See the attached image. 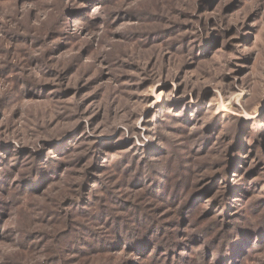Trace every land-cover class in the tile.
I'll list each match as a JSON object with an SVG mask.
<instances>
[{
  "label": "rangeland",
  "instance_id": "374dc122",
  "mask_svg": "<svg viewBox=\"0 0 264 264\" xmlns=\"http://www.w3.org/2000/svg\"><path fill=\"white\" fill-rule=\"evenodd\" d=\"M0 163V264H264V0H0Z\"/></svg>",
  "mask_w": 264,
  "mask_h": 264
},
{
  "label": "trees",
  "instance_id": "16d2710c",
  "mask_svg": "<svg viewBox=\"0 0 264 264\" xmlns=\"http://www.w3.org/2000/svg\"><path fill=\"white\" fill-rule=\"evenodd\" d=\"M234 147V149H233V151L235 152V154L237 153L238 154V151H235V146H233ZM236 150H241V149H236ZM143 153V152H142ZM240 153V152H239ZM143 154H146L147 155V153H143ZM238 159V156L236 157V160ZM242 163L244 164V166H246L247 164L242 160ZM1 164L2 163H0V168H1ZM232 166V165H231ZM231 166H229V168L231 167ZM4 172V169H0V172ZM46 172V170L44 169V168H37L36 169V174L37 175H34V177H33V181H35L38 177H42L43 175H42V173H45ZM3 174H5V172L4 173H1V181H2V179H3V177H2V175ZM7 174V173H6ZM215 180V179H214ZM214 180H212L211 181V183L214 181ZM215 182V181H214ZM159 186L161 187V192H162V195H165L166 194V189H165V186H166V182H162V183H160L159 184ZM228 194V193H227ZM261 202H262V200L261 201H259L258 202V205H259V207L260 206H262V204H261ZM92 205V204H91ZM93 205H95V203L93 204ZM227 205V204H226ZM259 207H257L253 212H257V215L253 218L250 214H248L247 216H245L244 217V222H246V228L248 229V227H250L249 226V222H250V224L252 225V224H254V223H260L262 220H258V215H260V214H258V210H259ZM123 222H126V221H123ZM134 222H137V223H140V224H144V228L142 229V236H143V238L142 239H140V240H138V238L135 236V233H134V226H130V225H126V223H115L116 225H115V227L117 226H119V228L117 229L119 232H118V240H120V241H123V242H125L126 240L127 241H131V239H133V241L134 242H138V241H143V242H146V244H148L147 245V247L148 246H150L151 245V243L153 242V240H158V238H159V234L157 233V229L156 228H153V225L151 224V223H148V222H144L143 223V221L142 220H136V221H134ZM134 224V223H133ZM225 226H228V224L227 223H225ZM116 227V228H117ZM140 230V229H139ZM138 230V231H139ZM239 232H240V237L238 236V235H234V236H228L227 235V233H225L224 235H222V237H219V241H220V243L217 245V246H214V253H217L218 255L220 254V253H222L221 251H222V249H223V247H224V244H226V241H228L229 242V245H228V250H227V254L226 255H228V256H231V254H233V256L232 257H236L237 256V254H236V256H234L235 255V253L237 252V251H239L240 250V245H242L240 242L239 243H231L230 244V242L232 241V240H239L238 238H241L242 236H243V234H242V232L241 231H244L245 229L243 228V229H241V231L239 230V229H237ZM250 230V229H249ZM250 233V232H249ZM253 235V233L250 235V236H252ZM120 236V237H119ZM141 236V237H142ZM211 238V237H210ZM212 239V238H211ZM168 241V240H167ZM167 241H165L164 243L165 244H168L169 242H167ZM148 242V243H147ZM211 242H213V239L212 240H210V243ZM236 242H238V241H236ZM158 244V243H157ZM172 245V244H171ZM171 245L169 246V247H171ZM153 247H156V243L153 245ZM157 255L159 254V252H161V250H159V245H157ZM175 249H176V247L173 249V251H175ZM177 249H179V247H177ZM234 251V253H232ZM242 251V250H241ZM167 255H169V254H167ZM161 256H165V255H161ZM160 256V257H161ZM177 255L175 254L173 257H176ZM164 258V257H163ZM182 258V257H181ZM228 259V258H227ZM160 263L159 264H167V261L168 262H172L173 264L176 262L175 260H171L168 256H165V261L166 262H163L162 260H158ZM202 262V261H201ZM204 262V261H203ZM178 264H184L181 260H179L178 259V262H177ZM197 263V262H196ZM171 264V263H170ZM195 264V263H194Z\"/></svg>",
  "mask_w": 264,
  "mask_h": 264
}]
</instances>
